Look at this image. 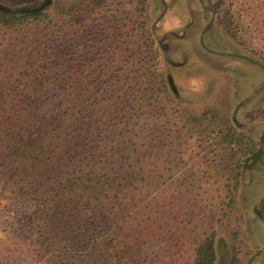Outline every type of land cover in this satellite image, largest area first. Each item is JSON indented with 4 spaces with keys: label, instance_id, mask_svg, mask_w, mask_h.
Wrapping results in <instances>:
<instances>
[{
    "label": "trees",
    "instance_id": "16d2710c",
    "mask_svg": "<svg viewBox=\"0 0 264 264\" xmlns=\"http://www.w3.org/2000/svg\"><path fill=\"white\" fill-rule=\"evenodd\" d=\"M46 1L0 2V217L24 221L1 232L0 264H158L161 237L180 264H216L254 140L172 94L150 0ZM194 207L210 212L196 233Z\"/></svg>",
    "mask_w": 264,
    "mask_h": 264
},
{
    "label": "rangeland",
    "instance_id": "374dc122",
    "mask_svg": "<svg viewBox=\"0 0 264 264\" xmlns=\"http://www.w3.org/2000/svg\"><path fill=\"white\" fill-rule=\"evenodd\" d=\"M42 1L0 0L12 9L37 6ZM53 1L50 12L58 11L55 3L56 7L63 8L79 0ZM233 1L236 0H203V3L199 0H150L148 18L161 50L170 90L183 102L187 113L194 118H200L206 111L219 113L251 136L258 148L264 134V70L246 58L264 65V47L259 41L264 33V0H237L234 4ZM213 15L214 20L210 22ZM231 18L242 23L238 34H233L237 33L236 30H229ZM252 18L256 22H250ZM209 22L212 24L209 33L204 35V45L211 51L239 56L214 55L202 48L200 33ZM197 124L195 121L194 126ZM193 149L195 153L211 154L206 144L195 143ZM244 166L237 203L216 236V264H264V222L253 212V206L264 196V185L263 190L255 191L260 195L251 198L252 189L243 187L242 174L249 181L252 173L245 171ZM197 211L200 212L201 208L198 207L188 219L190 224L183 221L186 230L195 233L210 216V212L204 211V215L198 217ZM22 222L21 210L8 209L0 217V239L1 232L18 237L22 233ZM150 243L147 253L150 258L158 254V264H180V249L176 245L171 248L165 237L150 240ZM11 250H14L13 244ZM176 258L178 260H174Z\"/></svg>",
    "mask_w": 264,
    "mask_h": 264
},
{
    "label": "flooded vegetation",
    "instance_id": "af4514ba",
    "mask_svg": "<svg viewBox=\"0 0 264 264\" xmlns=\"http://www.w3.org/2000/svg\"><path fill=\"white\" fill-rule=\"evenodd\" d=\"M209 10L211 11V9H209ZM213 20H214V15H213L212 20L210 22H213ZM210 22L208 24H206V26L203 28V30L200 33V38H199L200 45L208 53L223 56L221 54H217V53L212 52L208 47H206L204 45V35L206 33H209V31H210V26L212 24ZM247 160H249V161H247L245 163L244 169H245V171H250L252 173L251 178H250L251 181L250 180L246 181L243 177V174H242L243 187L252 189L250 191V197L251 198L258 197L260 195V193H258V192L255 193V191H257V189H262L263 185H264V134H262V137L260 140V145L258 146V148L255 150V152ZM253 212L255 213L257 218L260 219V221L264 222V196L261 197L260 202L258 204L253 206ZM258 252L260 253L261 251L259 250ZM250 264H251V262H250Z\"/></svg>",
    "mask_w": 264,
    "mask_h": 264
},
{
    "label": "water",
    "instance_id": "95a60500",
    "mask_svg": "<svg viewBox=\"0 0 264 264\" xmlns=\"http://www.w3.org/2000/svg\"><path fill=\"white\" fill-rule=\"evenodd\" d=\"M49 1H50V0H47L45 4L49 3ZM200 2L203 3V0H200ZM0 8L3 9V10H9V7H6V6L2 5V4H0ZM212 52L217 53V54H221V55H223V54H227V55H232V56H239V55H236V54H233V53H224V52H216V51H212ZM246 59H247L248 61H250V62H253V63H257V64H259V66L264 70V65H263V64L258 63V62H256L255 60H253V59H251V58H246ZM171 85H172V87H173V89H174V85H173V83H171ZM252 258H254V257H252ZM248 264H250V262H249Z\"/></svg>",
    "mask_w": 264,
    "mask_h": 264
}]
</instances>
